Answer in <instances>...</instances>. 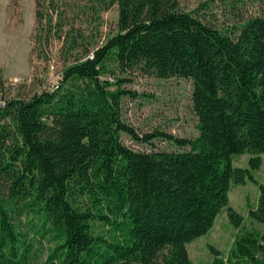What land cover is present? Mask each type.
Wrapping results in <instances>:
<instances>
[{"label": "trees", "instance_id": "obj_1", "mask_svg": "<svg viewBox=\"0 0 264 264\" xmlns=\"http://www.w3.org/2000/svg\"><path fill=\"white\" fill-rule=\"evenodd\" d=\"M218 1L258 11L220 26L181 0H34L32 52L51 61L59 43L62 72L54 88L0 99V264H198L187 245L224 207L241 226L229 191L248 181L259 188L249 216L263 229L241 231L210 264H264V179L254 175L264 153V0ZM114 4L118 29L95 45L79 15L97 21ZM110 58L123 71L191 78L199 134H140L122 113L123 97L139 94L122 87L126 78L104 77ZM122 133L151 148L128 146ZM243 153L248 165H234ZM23 214L55 243L43 261L17 223ZM95 221L110 234L94 232Z\"/></svg>", "mask_w": 264, "mask_h": 264}, {"label": "rangeland", "instance_id": "obj_2", "mask_svg": "<svg viewBox=\"0 0 264 264\" xmlns=\"http://www.w3.org/2000/svg\"><path fill=\"white\" fill-rule=\"evenodd\" d=\"M181 5L187 10L203 14L220 26L235 22L237 13L244 12L247 16L258 11L257 3H247L240 7L238 12L230 10L218 0H181ZM94 16L87 9L85 13H80L77 22L91 36L94 44L100 45L118 29V5L114 4L108 10L102 11L101 18L97 21ZM34 25V0H0V99L29 97L60 82V44L54 45L51 61L38 58L32 52ZM104 77L111 81L126 78L127 81L123 82L122 87L139 94L138 97H123L122 113L124 120L133 125L140 134L156 129L192 138L199 134L198 116L193 107L194 85L191 78H161L140 69L123 71L114 58L106 62ZM121 137L125 144L134 149L151 148V145L136 141L126 133H122ZM153 142L160 148H173L168 141L154 139ZM250 156V153L235 156L234 165L247 166ZM262 157L261 167L254 171L258 181L264 179V153ZM258 197L259 188L255 183L248 181L244 184H232L229 205L243 215V223L240 227H235L229 220L227 207H224L210 231L187 245L191 259L198 264H210L214 250L226 256L235 242L236 235L241 231H262L263 224L249 216V209L257 206ZM88 202L87 197L81 198L83 207L88 206ZM34 222L31 214H23L17 219L19 227L29 232L33 238V259L43 261L55 243L49 237L40 240L32 229ZM93 231L110 234L109 226L100 221L93 222Z\"/></svg>", "mask_w": 264, "mask_h": 264}, {"label": "built area", "instance_id": "obj_3", "mask_svg": "<svg viewBox=\"0 0 264 264\" xmlns=\"http://www.w3.org/2000/svg\"><path fill=\"white\" fill-rule=\"evenodd\" d=\"M56 86H58V84L53 85L51 88H54ZM0 102H1V104H5V101H0Z\"/></svg>", "mask_w": 264, "mask_h": 264}]
</instances>
